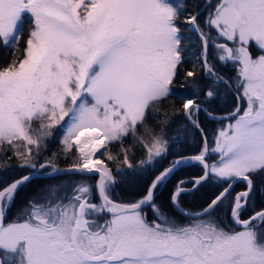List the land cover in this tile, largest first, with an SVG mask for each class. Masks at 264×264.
<instances>
[{"label": "snow or ice", "instance_id": "snow-or-ice-1", "mask_svg": "<svg viewBox=\"0 0 264 264\" xmlns=\"http://www.w3.org/2000/svg\"><path fill=\"white\" fill-rule=\"evenodd\" d=\"M0 49V264H264V0H0Z\"/></svg>", "mask_w": 264, "mask_h": 264}, {"label": "trees", "instance_id": "trees-1", "mask_svg": "<svg viewBox=\"0 0 264 264\" xmlns=\"http://www.w3.org/2000/svg\"><path fill=\"white\" fill-rule=\"evenodd\" d=\"M25 31L27 30V24L24 25ZM3 49H0V55L3 54ZM229 75L233 73L229 72ZM202 121L205 124V127L208 129L209 134L211 135L212 131L218 127V125L214 122L207 121L203 116L201 117ZM54 146V145H53ZM198 147V144L188 143L184 146L183 150L185 152L194 151ZM55 149V147H53ZM115 150V149H114ZM186 171H192L191 169H186ZM144 180L136 177H128L121 181L119 187L114 190L113 195L117 200H131L134 199V193L142 191ZM171 187V185L169 186ZM211 193L210 188H205L201 192L195 194V196H186L184 197V207L186 209H191L193 211L199 210L203 201L207 198V195ZM168 195V189H160L159 195L157 197L158 201L162 204H166V199ZM259 196L257 197V203H259ZM225 209L223 206L217 210L216 215L221 218L224 217Z\"/></svg>", "mask_w": 264, "mask_h": 264}, {"label": "rangeland", "instance_id": "rangeland-1", "mask_svg": "<svg viewBox=\"0 0 264 264\" xmlns=\"http://www.w3.org/2000/svg\"><path fill=\"white\" fill-rule=\"evenodd\" d=\"M53 147H55V145Z\"/></svg>", "mask_w": 264, "mask_h": 264}]
</instances>
